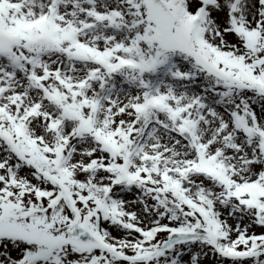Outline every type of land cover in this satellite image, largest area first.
Returning <instances> with one entry per match:
<instances>
[{
	"label": "snow or ice",
	"instance_id": "snow-or-ice-1",
	"mask_svg": "<svg viewBox=\"0 0 264 264\" xmlns=\"http://www.w3.org/2000/svg\"><path fill=\"white\" fill-rule=\"evenodd\" d=\"M0 264H264V0H0Z\"/></svg>",
	"mask_w": 264,
	"mask_h": 264
}]
</instances>
